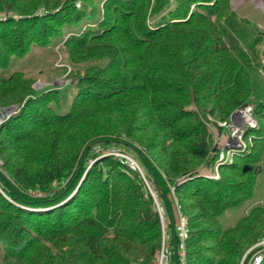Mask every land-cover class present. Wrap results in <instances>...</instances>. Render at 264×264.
Segmentation results:
<instances>
[{"label": "trees", "instance_id": "1", "mask_svg": "<svg viewBox=\"0 0 264 264\" xmlns=\"http://www.w3.org/2000/svg\"><path fill=\"white\" fill-rule=\"evenodd\" d=\"M258 32L230 0H0V107L22 104L0 123L3 263L156 258L159 217L142 178L92 151L114 144L135 157L173 222L175 204L186 216V264H249L257 254L264 264V242L255 245L264 201L231 226L218 222L252 194L264 100L253 102L248 149L209 177L223 129L216 120L251 103ZM62 33L73 63L97 61L74 76L71 97L65 86L39 91L22 71L8 72L13 57Z\"/></svg>", "mask_w": 264, "mask_h": 264}, {"label": "rangeland", "instance_id": "2", "mask_svg": "<svg viewBox=\"0 0 264 264\" xmlns=\"http://www.w3.org/2000/svg\"><path fill=\"white\" fill-rule=\"evenodd\" d=\"M77 5L78 3L76 6ZM230 6L239 16L248 18L251 23L254 24L257 31H259L258 38L260 40L256 45L258 50L259 65L257 66L256 71L251 74L253 90L251 95V103L249 104L253 106L254 100H264V0H230ZM42 11L43 9L38 10V12ZM70 33H62L60 36L52 40V42L44 46L35 44L32 45L25 55L22 57H13L11 59L8 72L13 70L22 71L25 76L33 78V86L39 91L65 86L67 88V94H69L68 96L71 97L75 91L72 86V82L75 79L74 76H76L77 73H81L84 67L97 63V61L73 63L68 58L64 41ZM239 42L242 44V40ZM16 106L20 107L22 104H16ZM68 107L69 99L68 102L64 104V107L60 110V113L66 112ZM230 122L238 126L237 128H242L244 132L246 129H255L257 127V125L255 128H251L249 126L243 127V124L241 125L242 127H240V120L236 117H232ZM231 131L232 129H222L220 131L218 134V148L222 149L224 147ZM244 142L251 144L252 138H248L246 140L244 139ZM1 165L0 172L4 173V171L1 169ZM258 165L260 167V171L255 176L252 194L246 199L242 200L236 206L227 207L222 211V213L218 216V222L221 227L226 228L233 225L253 206L264 201V154L262 153L259 156ZM0 192L3 193L1 185ZM88 232L90 234H94L97 231L94 227L90 226L88 227ZM108 232H110V230ZM262 242L263 241H259L255 245ZM2 255L3 249L0 247V264H4L1 259Z\"/></svg>", "mask_w": 264, "mask_h": 264}, {"label": "built area", "instance_id": "3", "mask_svg": "<svg viewBox=\"0 0 264 264\" xmlns=\"http://www.w3.org/2000/svg\"><path fill=\"white\" fill-rule=\"evenodd\" d=\"M253 106L246 104L236 108L234 112L230 115L227 120H216L218 126L223 129H232L228 140L226 141L224 147L220 149L218 157L214 164V173L209 176L211 178L218 177V165L220 163L231 162L233 157L241 151L246 150L250 144L244 142V130L242 128H237L238 126L232 124L230 121L232 117H236L240 120V127L249 126L255 128L257 125V120L253 117L252 110ZM19 110V107L16 105H9L0 107V123L7 120L10 116L15 114ZM243 124V125H242ZM242 125V126H241ZM234 127V128H232ZM249 139L252 136L248 137ZM94 154H97V157L103 155H111L122 164H125L129 169L137 171L139 176L142 178L145 188L153 199V202L156 207V211L159 217V226H160V236H159V249L156 258L149 264H172L173 262V239L172 232L164 211V208L160 204L155 191L152 188L151 181L146 178L143 173V170L139 163L136 161L135 157L130 154L123 147L111 144L106 147H103L99 144H95L92 147ZM91 162V161H90ZM2 161L0 159V165ZM171 192L173 189L170 187ZM30 195L41 196V192L29 191ZM175 221L174 223V235L176 241V254L178 264H186V241L189 234V225L186 216L182 213L181 209L177 204H175ZM264 242V240H262ZM262 242V243H263ZM261 259V255L257 254L253 256L249 264H258ZM174 264V262H173Z\"/></svg>", "mask_w": 264, "mask_h": 264}, {"label": "water", "instance_id": "4", "mask_svg": "<svg viewBox=\"0 0 264 264\" xmlns=\"http://www.w3.org/2000/svg\"><path fill=\"white\" fill-rule=\"evenodd\" d=\"M83 155H84V152L82 154V158H81V161L83 159ZM251 169V166L250 165H247L245 164L243 166V169L242 171L243 172H246L247 170H250ZM162 197V196H161ZM162 203L165 207V213H166V217H167V220H168V223L170 225V228H171V232H172V239H173V262L174 264H178L177 262V254H176V241H175V235H174V223H173V220L172 218L170 217V215L168 214V211H167V208H166V201L163 199L162 197Z\"/></svg>", "mask_w": 264, "mask_h": 264}]
</instances>
